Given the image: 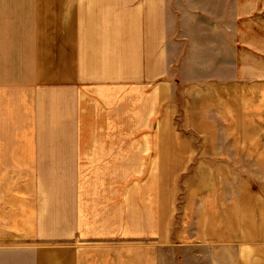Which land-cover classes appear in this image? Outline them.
Segmentation results:
<instances>
[{
	"label": "crops",
	"instance_id": "1",
	"mask_svg": "<svg viewBox=\"0 0 264 264\" xmlns=\"http://www.w3.org/2000/svg\"><path fill=\"white\" fill-rule=\"evenodd\" d=\"M0 103V164L35 183L0 264H159L171 228L264 264V0H0Z\"/></svg>",
	"mask_w": 264,
	"mask_h": 264
},
{
	"label": "rangeland",
	"instance_id": "2",
	"mask_svg": "<svg viewBox=\"0 0 264 264\" xmlns=\"http://www.w3.org/2000/svg\"><path fill=\"white\" fill-rule=\"evenodd\" d=\"M21 103H14V109L18 112L20 111ZM5 115V103H0V127L4 128V122H1L3 116ZM12 124L15 132L21 130L22 128V117L19 113L17 116H13ZM24 135L20 133L8 134L9 142L20 141ZM35 135H28L27 140H35L33 138ZM5 136L0 134V141L4 140ZM247 171L243 170L247 175L254 176L255 174L261 172V169L256 166L249 165L245 167ZM167 167H158V187H159V221L161 223L166 219L167 214L164 210L167 209L170 204L172 206H182L185 201L184 188L181 187L179 182L180 176L175 178L174 175V185H171L165 180L170 178L171 174L166 171ZM49 168L44 167L42 173H51ZM23 173H28V170H23V167L16 165H5L0 164V234L5 232L3 221L5 219V206L7 200H12L11 197L7 198V191L10 190H20L24 187L27 190L34 189L35 183L32 181H11L10 177L16 179L20 177L19 175ZM13 174V175H12ZM264 179V171L261 173ZM182 179V178H181ZM178 181V182H177ZM56 183L51 182H40L39 185L45 186L47 189L51 188ZM179 191L178 197L175 198L176 192ZM177 218L180 214L175 215ZM173 217V215H172ZM219 246L207 245L205 243H183L182 239L177 236L175 229L171 228V236L166 242H159V264H215L217 260H228L225 259V255L220 252ZM217 251H216V250ZM217 254V255H216Z\"/></svg>",
	"mask_w": 264,
	"mask_h": 264
}]
</instances>
